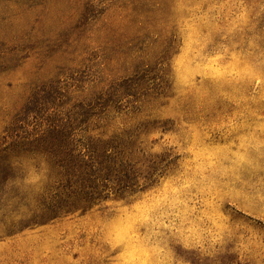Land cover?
<instances>
[{"label":"rangeland","instance_id":"374dc122","mask_svg":"<svg viewBox=\"0 0 264 264\" xmlns=\"http://www.w3.org/2000/svg\"><path fill=\"white\" fill-rule=\"evenodd\" d=\"M45 84L55 115L17 117ZM110 85L130 94L107 136L175 164L134 197L31 222L12 195L45 177L29 159L9 172V141L52 119L84 140L80 106ZM0 264H264V0H0Z\"/></svg>","mask_w":264,"mask_h":264},{"label":"trees","instance_id":"16d2710c","mask_svg":"<svg viewBox=\"0 0 264 264\" xmlns=\"http://www.w3.org/2000/svg\"><path fill=\"white\" fill-rule=\"evenodd\" d=\"M57 93L54 85L34 86L16 116L23 113L36 120H48L55 112L45 117L43 113L55 107L51 104L55 103ZM127 94H130L127 89L114 85L92 92L80 106L92 126L84 140L77 139L82 135L77 131L78 125L52 119L17 143L9 141V172L16 168V163H22L20 159H29L36 162L45 177L40 191L33 197L15 192L12 195L31 207V222L82 215L105 205L111 197H134L157 185L170 171L175 164L174 153L151 152L143 143H123L120 132L107 136V121L122 109ZM65 137H72L75 142L64 143Z\"/></svg>","mask_w":264,"mask_h":264}]
</instances>
